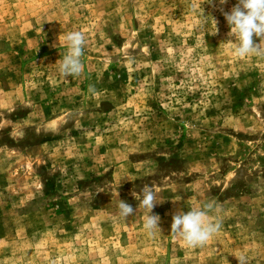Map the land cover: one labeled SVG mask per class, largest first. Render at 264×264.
I'll list each match as a JSON object with an SVG mask.
<instances>
[{
  "label": "rangeland",
  "instance_id": "rangeland-1",
  "mask_svg": "<svg viewBox=\"0 0 264 264\" xmlns=\"http://www.w3.org/2000/svg\"><path fill=\"white\" fill-rule=\"evenodd\" d=\"M237 2L0 0V264H264V57L233 53ZM210 202L207 243L171 233Z\"/></svg>",
  "mask_w": 264,
  "mask_h": 264
},
{
  "label": "clouds",
  "instance_id": "clouds-1",
  "mask_svg": "<svg viewBox=\"0 0 264 264\" xmlns=\"http://www.w3.org/2000/svg\"><path fill=\"white\" fill-rule=\"evenodd\" d=\"M207 3L214 4V0H207ZM227 3V0H219L220 5ZM228 25L231 28L230 36H235L233 42V53L237 57L256 55L264 57V47L255 43L253 37L264 39V0H238L230 12H224ZM218 30L216 29V32ZM213 33V34H216ZM69 42V52L63 57L59 65V72L65 78L79 76L83 70L81 57L85 43L84 34L80 31L71 32L66 37ZM89 92L95 93L94 85H89ZM143 198L141 205L146 212L144 228L152 235L155 230L160 229V217L152 214L153 209L160 202V194L153 186L145 185L142 189ZM119 215L127 220L135 214L136 209L124 200L118 203ZM213 210L210 202L203 207H191L186 213L177 210L171 223V233L182 237L189 247L203 246L210 238L220 230L221 224L213 221L209 213ZM219 211V209H216ZM238 264H247L246 257L242 254L236 257Z\"/></svg>",
  "mask_w": 264,
  "mask_h": 264
}]
</instances>
